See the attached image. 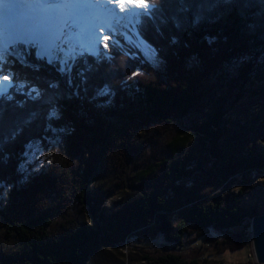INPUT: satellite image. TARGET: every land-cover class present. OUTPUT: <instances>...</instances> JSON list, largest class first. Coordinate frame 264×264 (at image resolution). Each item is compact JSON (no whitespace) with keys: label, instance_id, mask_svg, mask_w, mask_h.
Segmentation results:
<instances>
[{"label":"trees","instance_id":"trees-1","mask_svg":"<svg viewBox=\"0 0 264 264\" xmlns=\"http://www.w3.org/2000/svg\"><path fill=\"white\" fill-rule=\"evenodd\" d=\"M156 2L155 15L141 19L137 31L164 60L162 70L141 50L118 43L109 56L86 52L76 61L82 84L73 69L61 73L57 65L37 64L25 43L4 56L2 72L12 67L15 81L28 83L19 93L14 88L0 95V225L21 249L10 252L3 264H90L99 250L109 254L101 264H122L118 247L132 235H162L181 245L186 236H203L210 227L243 226L254 213L242 204L245 183L264 177V141L257 144L264 139V114L225 147L221 141L224 116L245 96L252 76L260 84L254 94L264 97V0H221L199 23L194 22L196 9L182 10L180 0ZM22 89L29 95L17 102L26 94ZM206 98L214 105L199 121ZM192 116L195 133L179 130ZM156 123L166 127L177 157L155 174L141 171L136 189L122 194L104 225L83 220L56 228L64 209L52 208L49 198L68 188L74 204L101 206L113 192L97 197L90 184L108 166L125 168L145 152L136 139ZM56 137L59 143H52ZM42 142L45 151L32 165L29 157ZM42 160L35 174L33 166L39 168ZM235 182L242 188L224 195ZM234 239V250L248 243L245 234ZM170 258L160 259L167 263Z\"/></svg>","mask_w":264,"mask_h":264},{"label":"rangeland","instance_id":"rangeland-1","mask_svg":"<svg viewBox=\"0 0 264 264\" xmlns=\"http://www.w3.org/2000/svg\"><path fill=\"white\" fill-rule=\"evenodd\" d=\"M149 2H151V0H149ZM131 5H133L137 12L147 7V4ZM120 14V19L117 17L111 19L112 24L110 28L113 29V31L110 32L111 34L107 33V29L99 28L98 34L91 36L98 39V45L95 46V48H91L86 44H73L75 42L69 44L67 39H64V41L50 40L47 38L49 34L45 31L46 28L42 30L43 32L34 33L33 37H39L40 39L39 44L28 42L30 38L23 37L14 31H12L11 40H24L28 44V47L31 48L27 50L28 54L38 58L37 64H42L46 61L53 65H57L58 71L61 73H66L64 72L66 69H73L75 81H79L80 84L83 83L84 76L82 72L75 69L76 61L86 52L92 54L106 53V55L109 56V51L113 49L114 43H118L122 46L121 48H125L126 50L129 48L141 50L148 59H151L158 70H162L164 60L159 59L156 48L145 42L139 31H137L140 21L137 22V18L130 15L127 11L123 10ZM12 16L14 23L18 24L20 21L17 18V14L15 13ZM55 16H58V22L61 20L60 27L62 26V28L60 33L65 35L68 30H64L69 27L64 22L65 16L61 13H56ZM71 19H73L76 29H73V35L70 34L69 36L70 38L74 36V39L79 41L80 38L76 36L77 34H83L82 29L79 27V22L75 15H73ZM45 22L46 21H44V23ZM45 24H47V22ZM54 24L55 22L48 25ZM17 29L20 28L17 27ZM51 29L52 28L49 26L48 31ZM0 33H3L4 40L7 41L6 28L1 24ZM105 37H108V39H105ZM51 44L56 45V47L54 46V48L50 50V47H52L50 46ZM9 48L3 57L0 58V67L5 65L4 56H6L7 53L10 54L8 52ZM34 48L35 50L33 52ZM14 54L18 55L17 53ZM24 61L25 64L28 65V60L24 59ZM13 73L12 67L7 71L4 70V72H2L0 68V95L8 94V92L14 88L16 93H19V88L25 87L24 85L28 83L27 81L16 82ZM74 86L70 88L73 90ZM258 89H260V84L256 81V77L252 76L251 81L246 85L245 96L224 116L223 125L226 129L224 130V138L221 141L222 146L224 145L225 147V143L227 140L231 139V136L248 131L251 128L253 119H256L258 115L264 114V97L254 94V91ZM29 91L33 94L36 92V89L33 87ZM29 91L22 89L21 92H26V94H20L17 102L19 100L25 102V98L29 95L27 94ZM221 94L222 91H220L219 95ZM203 103L204 106L197 115L199 121L206 118V115L212 111L211 108L214 105L211 98H206ZM195 119L196 117L194 116L188 118L178 125V129L194 134L195 131L190 129V125L194 123ZM168 134L166 127L162 124L156 123L150 126V128H147L142 134H139L136 139L137 144H141L144 148L146 147L145 152L134 156L133 160L125 168H119V165H111L98 173L97 179L90 184V192H95V196L97 197H101L105 193L113 192V195L107 200H104L101 206L96 207L95 205L96 208L94 209L88 204H85L84 207L74 204L75 197L68 198L70 194L69 191H67V187L66 191L62 192V195L54 194L51 196L49 198L51 207L57 209L61 208V212L62 209H64L62 216L58 217L56 220V228L79 225L83 220L92 225H104L103 219L109 217L116 211L122 194L136 189V185L138 184L136 176L141 171L148 170L149 173L155 174L157 169L162 168V165L165 167L167 162L177 157L174 155V152H171L172 137H169ZM248 134L253 139L256 137L254 132H248ZM263 141L264 139H260L257 141V144L261 145ZM63 142L64 140H62L57 148L61 145L63 146ZM52 143H59V137H56ZM251 144L252 143H250L249 146ZM44 145V142H42L39 146L35 147L29 157L30 164L35 165V163H37L45 151ZM247 150L246 147L243 153L247 152ZM43 165L44 163L42 160L39 168L33 166L35 170L37 169L35 174L41 171ZM245 184L246 196L242 205L249 210V212L254 211V213H251V217L245 221L243 226L233 227L226 231L210 227L208 232L203 236H197L195 234L186 236L181 245L167 241L162 235H159L155 239H149L144 235H132L127 243L118 247L119 250L124 253V262L122 264H182L192 263L194 261L197 262V264H259L253 249L251 224L253 216L264 213V177H257L253 179L251 183L247 182ZM241 188L242 184H240V182H235L230 185L228 190H223V194L237 193ZM2 216L3 214L0 209V221L3 222L4 220L1 219ZM238 234H245L248 237V243L245 247L234 250L233 246L236 243L234 238ZM20 250V247L14 242V237L5 232V228L0 225V264H3L10 252H19ZM115 250L116 249H112L110 251L114 253L116 252ZM99 251L96 253L94 252L96 257L94 253H92L93 258L90 264H101L102 261H106V257L109 254L101 253L102 250ZM169 256L171 257L170 262L166 263L160 259L164 257L167 260Z\"/></svg>","mask_w":264,"mask_h":264},{"label":"bare ground","instance_id":"bare-ground-1","mask_svg":"<svg viewBox=\"0 0 264 264\" xmlns=\"http://www.w3.org/2000/svg\"><path fill=\"white\" fill-rule=\"evenodd\" d=\"M18 2L19 0H2V2H0V24L6 28L7 41L11 40L12 31L23 37L31 38L34 36V33L43 32L42 30L46 28L45 31L49 34L47 38L50 40L64 41V39H67L69 44L75 42L73 44H86L91 48H95V46L98 45V39L91 36L95 34L97 35L99 28L107 29V33L112 32L113 29L110 28V25L112 24L111 19L114 17L120 19V12L123 10L127 11L129 8L134 9L133 5L129 3L120 4L117 0H101L99 7H90V9L89 7L56 9L39 8L35 6L29 8L27 6H21L15 11L17 18L20 21L18 24H15L13 16L6 14V8L9 5ZM56 13H61L65 16L64 22L69 26L68 29L64 30H68L65 35L60 33L62 28V26L60 27L61 20L58 22V16H55ZM73 15L78 19L79 27L83 32V34H77L76 36L80 38L79 41H76L74 36L71 38L69 36L73 33V29H76L73 19H71ZM44 21H46L47 24H45L46 22L44 23ZM54 22V25H48ZM49 26L52 29L48 31ZM17 27L20 29H17ZM7 41H5V43H7ZM50 46H52L50 47V50L53 49L54 46L56 47L54 44H51Z\"/></svg>","mask_w":264,"mask_h":264},{"label":"snow or ice","instance_id":"snow-or-ice-1","mask_svg":"<svg viewBox=\"0 0 264 264\" xmlns=\"http://www.w3.org/2000/svg\"><path fill=\"white\" fill-rule=\"evenodd\" d=\"M2 2V0H0ZM118 3L124 4H135V5H144L147 4L146 8L141 9L137 12L135 9H127L130 15H133L137 18V22H139L143 18H147L152 16L155 11L159 8V4L156 0H117ZM225 3H232L233 0H223ZM221 0H180V4L182 10L189 11L193 7L196 9L194 13V22L199 23L202 19H204L205 11H212L215 8L219 7ZM101 4V0H19L18 3H14L9 5L6 8V14L9 16L14 15L15 11L21 6H27L29 8L35 6L39 8H56V9H64V8H82V7H99ZM246 6V5H245ZM114 11V10H113ZM111 34V33H110ZM108 39V37H105ZM30 43L39 44V37H31L29 39ZM25 43L22 39L9 40L5 43L3 33H0V58L3 57L5 52L9 47H14L18 44Z\"/></svg>","mask_w":264,"mask_h":264},{"label":"water","instance_id":"water-1","mask_svg":"<svg viewBox=\"0 0 264 264\" xmlns=\"http://www.w3.org/2000/svg\"><path fill=\"white\" fill-rule=\"evenodd\" d=\"M252 243L259 264H264V213L252 219Z\"/></svg>","mask_w":264,"mask_h":264}]
</instances>
